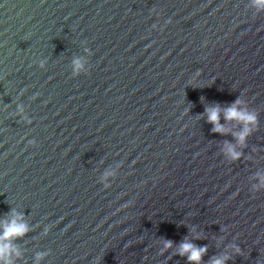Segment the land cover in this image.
<instances>
[{"label":"water","instance_id":"1","mask_svg":"<svg viewBox=\"0 0 264 264\" xmlns=\"http://www.w3.org/2000/svg\"><path fill=\"white\" fill-rule=\"evenodd\" d=\"M237 99L258 116L243 145L205 111ZM14 214L30 230L13 264H194L185 239L201 264H264V9L0 0V221Z\"/></svg>","mask_w":264,"mask_h":264},{"label":"clouds","instance_id":"2","mask_svg":"<svg viewBox=\"0 0 264 264\" xmlns=\"http://www.w3.org/2000/svg\"><path fill=\"white\" fill-rule=\"evenodd\" d=\"M255 5L264 9V0H254ZM79 65V61L76 62ZM207 112V120L213 125L212 131L221 134L227 133L230 130L220 123V119L223 117L225 121L235 120L242 125L239 132L233 133L237 143L243 145L247 137L255 130V126L258 123V116L254 111L247 109L244 106V101L237 99L227 108H222L219 105L209 107L205 110ZM23 113V108H21ZM27 120V117H25ZM227 153L233 158H238L241 153L235 150V146L231 143L226 144ZM29 226L23 222L22 214H14V217L9 220L0 221V264H13L11 255L14 254L17 257L20 256V252L11 243L15 237H20L28 232ZM197 238H199L197 236ZM173 242L171 240L164 241V249L171 248ZM236 252H240L241 249L238 246H233ZM163 251V249H162ZM177 253L181 256H187L189 262L194 264H201L203 255L206 253V246H198L192 243L190 240L185 239L180 243L176 249ZM44 254H38V259ZM231 259L230 255L223 254L213 257L209 264H227V261Z\"/></svg>","mask_w":264,"mask_h":264}]
</instances>
